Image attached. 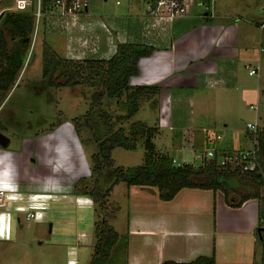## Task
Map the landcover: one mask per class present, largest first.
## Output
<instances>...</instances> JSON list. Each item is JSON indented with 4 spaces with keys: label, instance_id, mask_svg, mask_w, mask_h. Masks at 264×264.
<instances>
[{
    "label": "rangeland",
    "instance_id": "rangeland-1",
    "mask_svg": "<svg viewBox=\"0 0 264 264\" xmlns=\"http://www.w3.org/2000/svg\"><path fill=\"white\" fill-rule=\"evenodd\" d=\"M134 1L137 8H145L144 1ZM119 2L116 5L115 0L92 1L89 12L92 19H99L102 21L100 23L80 20L84 17L75 22L41 17L35 28L34 18L23 67L11 90L0 96V133L9 140L6 147L0 145V189L5 198V204L0 207V264H88L90 261L94 243L93 224L97 213L91 196L77 190L76 185L82 177L88 179L91 173L90 156L96 147L88 131L82 130L80 134L75 132L73 119L85 113L91 94L100 89L92 87L89 82L71 87L46 86L41 76L42 43L46 41L59 55L68 59H108L106 57L110 55V48L102 50L103 38L97 28L99 26L106 30L104 14L109 11L121 12L128 0ZM203 2L196 6L200 12L206 9V1ZM209 2L216 5L210 9L212 12L228 17V21L236 26L238 47L247 48L249 57L246 61L238 60L237 88L225 98L231 97L230 102H219L215 109L201 118L204 123L214 125L212 129L215 131H209L207 136L197 130V143L190 148L192 153L189 150L180 152L176 148H165L158 138L153 139L156 152L172 158L176 164L185 160L194 162L193 156L198 155L201 159L195 158L194 164L199 165L207 159L204 158L205 153L212 149H216L212 151L221 164L223 155L253 148L251 134L245 128L247 123L257 124L258 129L264 128V0ZM13 10V0H0V14ZM5 35L7 46L10 47L14 41L9 39L6 31ZM102 56L105 58H99ZM244 63H248L249 67L245 68ZM257 65L258 75H249L248 70ZM157 94L154 95L155 99L158 98ZM156 115L153 102L142 100L139 110L121 125L127 128L131 122L140 120L157 128ZM143 142L144 138L139 137L133 150L120 147L112 149L114 166L142 164ZM228 163L231 169L237 166ZM202 180L203 177H198L195 181ZM100 185L106 188V177L100 178ZM225 188L228 201L224 200L221 191L218 192L224 204L232 209L236 208L231 206L232 203L239 202L244 195L252 196L256 191L260 195L264 194V187L258 188L248 177L240 175H235ZM134 189L136 191L139 188L127 187L120 182L114 185L106 199L109 209L105 218L118 233L116 244L126 238L128 216L137 200H132ZM156 189L154 187V191ZM187 189L179 190L177 197L184 196ZM150 199L148 202H151ZM242 205L245 206L243 214L233 210L217 215L224 221L225 225L221 227L224 231L228 230L232 238L229 252L227 246L223 248L222 264H236L232 260L234 256L247 253H253L252 257L248 254L251 259L239 264H259L261 250L258 236L259 233L264 235V224L260 220L263 203L260 198L252 196ZM27 212H33L34 217L26 220ZM124 249L126 253L128 246ZM126 257L127 253L125 260ZM111 258L113 264H124L121 255L110 253L108 261ZM106 263L107 259H104L102 264Z\"/></svg>",
    "mask_w": 264,
    "mask_h": 264
},
{
    "label": "crops",
    "instance_id": "crops-1",
    "mask_svg": "<svg viewBox=\"0 0 264 264\" xmlns=\"http://www.w3.org/2000/svg\"><path fill=\"white\" fill-rule=\"evenodd\" d=\"M197 1L190 2L188 16L153 26L154 19L144 16L146 5L143 9L137 8L136 1L128 0L121 12L104 14L106 30L97 28L103 38L102 50L110 48V55L106 58L113 54L118 43H142L153 47L149 56L138 60V73L129 78V84L159 87L158 98L152 96L147 100L153 102L157 111L155 123L161 105L169 98L167 125L158 126L156 123L153 139L158 138L165 148H176L180 152L191 151L190 148L195 146L197 130L207 136L209 131H215L212 129L214 125L204 123L201 118L219 102H230L231 97L225 98L237 88L238 60L246 61L249 57L247 48L242 46L239 49V34L228 17L212 12L210 9L216 5L206 0L205 11H198ZM82 19L102 22L92 17ZM257 59L259 61V55ZM248 65L244 63L245 68ZM153 143L156 146L154 140ZM220 148L226 149L225 146ZM195 158L201 159L194 155V162L185 160L182 163L194 164ZM133 187L139 189L133 190L132 200H137L126 224V264L189 261L198 255H209L213 248L216 264H222L223 248L227 246L229 252L232 238L228 230L221 227L224 221L217 215L233 210L243 214L244 205L232 209L224 204L218 191L206 189L189 188L184 196L178 198V192L171 200L164 201L153 186ZM149 197L151 202H148ZM248 254L253 255L241 254L232 260L236 264L249 261Z\"/></svg>",
    "mask_w": 264,
    "mask_h": 264
},
{
    "label": "trees",
    "instance_id": "trees-1",
    "mask_svg": "<svg viewBox=\"0 0 264 264\" xmlns=\"http://www.w3.org/2000/svg\"><path fill=\"white\" fill-rule=\"evenodd\" d=\"M42 2L47 5L49 0ZM33 21L32 7L23 11H2L0 14V96L11 90L23 67ZM5 31L9 39L14 41L10 47L7 46ZM153 50L152 46L142 43H118L108 59L87 58L77 61L62 57L46 41L42 43L41 76L46 86L71 87L89 82L92 87L100 89L91 94L85 113L73 119L75 132L80 134L82 130L88 131L96 147L90 156L91 173L88 179L82 177L76 185L77 190L91 196L97 213L93 224L94 243L88 264H102L104 259H107L106 264H113L114 257L108 261L110 253L121 255L126 264L124 248L127 235L116 244L118 233L105 218L109 209L106 199L114 185L120 182L127 187L154 186L159 191V198L164 201L171 200L183 188L221 191L224 200L228 201L225 185L235 175L248 177L258 188L264 187V128L256 134V167L242 171L239 167L231 169L228 163L220 164L217 155L203 160L199 165L176 164L172 158L156 152L152 140L157 131L155 126H148L138 120L131 122L127 128L122 127V122L130 120L139 110L142 100H149L159 91L156 85L129 84V78L138 73V60L149 56ZM139 137L144 138L142 164L132 167L114 166L112 149L120 147L133 150ZM102 176L107 178L105 189L100 185ZM198 177H203V180L196 182ZM252 196L260 198L263 203L260 220L264 224V194L260 195L256 191ZM252 196L244 195L231 206L238 208ZM258 242L261 250L259 264H264L262 233H259ZM114 244L117 246L112 249ZM160 264H216L215 250L213 248L209 255H198L189 261L164 260Z\"/></svg>",
    "mask_w": 264,
    "mask_h": 264
},
{
    "label": "built area",
    "instance_id": "built-area-1",
    "mask_svg": "<svg viewBox=\"0 0 264 264\" xmlns=\"http://www.w3.org/2000/svg\"><path fill=\"white\" fill-rule=\"evenodd\" d=\"M43 0H13V8L16 11H23L32 7L34 9L35 28L41 17L53 19L54 21L71 20L77 21L81 17H91L89 9L93 0H49L47 5H44ZM146 5V18H153L155 26L158 23L170 22L175 18L188 16L189 4L192 0H143ZM209 2V0H206ZM203 2V1H202ZM200 0L197 1L198 5H202ZM116 4H119V0H115ZM204 3V2H203ZM208 16V14H206ZM262 24L260 25V29ZM34 39V34H33ZM258 65L255 68L249 69V75H258ZM252 107V106H250ZM169 108V98L167 97L159 109V117L157 119L158 126L167 125V116ZM247 133L251 134L253 140V148L250 150H237L229 155H223L221 157V164L230 162L235 163L236 167H239L242 171L253 170L256 165V152H257V140L256 134L258 132V125L255 123H247L245 125ZM207 131V129H204ZM209 130V129H208ZM215 154L212 150L207 151L204 158H213ZM229 164V163H228ZM3 190L0 189V207L5 204ZM34 217L33 212H27L25 219H31Z\"/></svg>",
    "mask_w": 264,
    "mask_h": 264
},
{
    "label": "water",
    "instance_id": "water-1",
    "mask_svg": "<svg viewBox=\"0 0 264 264\" xmlns=\"http://www.w3.org/2000/svg\"><path fill=\"white\" fill-rule=\"evenodd\" d=\"M8 142H9L8 138H6L4 135H2V134L0 133V145H1L2 147H6L7 144H8ZM48 231H49V232L51 231V224H49V229H48ZM258 231H259V229H258Z\"/></svg>",
    "mask_w": 264,
    "mask_h": 264
}]
</instances>
